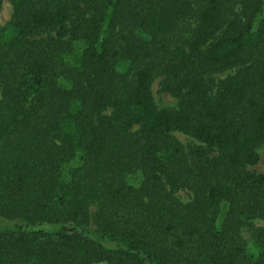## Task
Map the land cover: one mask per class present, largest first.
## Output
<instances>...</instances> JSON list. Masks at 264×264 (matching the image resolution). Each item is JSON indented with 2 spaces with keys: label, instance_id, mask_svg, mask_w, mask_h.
Returning a JSON list of instances; mask_svg holds the SVG:
<instances>
[{
  "label": "trees",
  "instance_id": "obj_1",
  "mask_svg": "<svg viewBox=\"0 0 264 264\" xmlns=\"http://www.w3.org/2000/svg\"><path fill=\"white\" fill-rule=\"evenodd\" d=\"M6 1L0 264H264L262 0Z\"/></svg>",
  "mask_w": 264,
  "mask_h": 264
},
{
  "label": "rangeland",
  "instance_id": "obj_2",
  "mask_svg": "<svg viewBox=\"0 0 264 264\" xmlns=\"http://www.w3.org/2000/svg\"><path fill=\"white\" fill-rule=\"evenodd\" d=\"M261 9H262L261 15L264 16V0H262ZM10 14H11V7L8 1L2 0L0 4V30L4 29L6 22L8 21L10 17ZM234 70H235L234 68H230L228 70L215 73L212 76L216 79H221L225 77L226 75L233 73ZM161 82H162V77H156L152 81L151 88H150L152 100L157 108H174L176 106V100L173 97H171L167 92H164L161 90L160 88ZM170 135L174 139H176L179 143H181L183 146L197 143L194 139L190 138L189 136L183 133L177 132V131L170 132ZM255 151L258 157L257 161L254 164L247 166V169L253 172H256V173L264 174V139L255 148ZM74 164H75V160H72L65 166V169L70 168ZM180 194L182 195L183 192H181ZM3 224H6V223H3ZM42 228L50 232L57 230L56 225H50V224H44L42 225Z\"/></svg>",
  "mask_w": 264,
  "mask_h": 264
}]
</instances>
